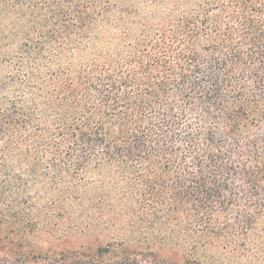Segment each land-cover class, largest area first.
<instances>
[{
  "label": "trees",
  "instance_id": "16d2710c",
  "mask_svg": "<svg viewBox=\"0 0 264 264\" xmlns=\"http://www.w3.org/2000/svg\"><path fill=\"white\" fill-rule=\"evenodd\" d=\"M102 169L116 237L35 248ZM0 264H264V0H0Z\"/></svg>",
  "mask_w": 264,
  "mask_h": 264
},
{
  "label": "rangeland",
  "instance_id": "374dc122",
  "mask_svg": "<svg viewBox=\"0 0 264 264\" xmlns=\"http://www.w3.org/2000/svg\"><path fill=\"white\" fill-rule=\"evenodd\" d=\"M146 6H148L146 2L139 5L142 9ZM115 178L116 174L103 169L88 172L85 178L86 187L82 188L84 198L74 203L53 200L55 196L52 193L43 194L47 189H42L40 196L34 197L25 206L29 211L30 219L37 224V226H32L36 228L35 233H38L37 237H34V247L40 250L75 249L81 244L95 247V240L104 245L116 237L117 230L113 228L114 226L110 228L104 223L93 222V218L88 214L91 205H98L100 198L104 195L102 193H108L107 190L113 192L118 188L113 185L109 188V179L115 182ZM88 222L93 223L88 224ZM204 255L220 259V254L213 251L206 252Z\"/></svg>",
  "mask_w": 264,
  "mask_h": 264
}]
</instances>
